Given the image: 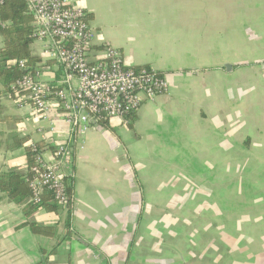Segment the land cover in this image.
Segmentation results:
<instances>
[{
	"label": "crops",
	"instance_id": "crops-1",
	"mask_svg": "<svg viewBox=\"0 0 264 264\" xmlns=\"http://www.w3.org/2000/svg\"><path fill=\"white\" fill-rule=\"evenodd\" d=\"M67 1L87 14L94 61L118 49L168 90L127 125L72 139L61 116L0 96V174H28L26 147L47 140L71 148L73 185L70 210L29 217V200L0 193V264H264V0ZM41 51L33 42L40 78L56 84L62 69Z\"/></svg>",
	"mask_w": 264,
	"mask_h": 264
},
{
	"label": "built area",
	"instance_id": "built-area-1",
	"mask_svg": "<svg viewBox=\"0 0 264 264\" xmlns=\"http://www.w3.org/2000/svg\"><path fill=\"white\" fill-rule=\"evenodd\" d=\"M33 14L34 37L42 45L41 57L54 61L62 69L56 84L40 78V72L26 74L15 83V103L28 106L42 122L61 116L69 127V138L86 132L91 125L119 119L125 125L145 102L167 93L168 83L151 67L126 65L121 52L102 48L101 58L93 60L94 30L87 14L67 0H26ZM25 69L24 61H19ZM20 92H25L19 96ZM52 132L53 128H49ZM30 143L32 166L28 169L30 201L39 204L45 191L52 202L66 207L67 190L63 179L68 175L71 148L68 144L49 150Z\"/></svg>",
	"mask_w": 264,
	"mask_h": 264
},
{
	"label": "trees",
	"instance_id": "trees-1",
	"mask_svg": "<svg viewBox=\"0 0 264 264\" xmlns=\"http://www.w3.org/2000/svg\"><path fill=\"white\" fill-rule=\"evenodd\" d=\"M33 22L34 17L26 0H0V96L8 97L13 101L16 100L17 94L14 88L15 83L26 74L34 75L41 68L40 59L31 52V46L35 41ZM19 61H24L25 69H20ZM23 94L25 92H20L18 95L23 96ZM101 127L111 131L106 121L101 123ZM131 127L132 125H128V128ZM24 140H15L14 147L20 146ZM36 145L38 149L46 146L44 142H37ZM47 146L49 150L55 149L50 144ZM32 156L31 149L26 147L28 169L33 163ZM30 179L29 172L26 175H19L15 172L1 173L0 193L6 195L15 204H22L29 200L24 207L26 217L38 210L56 211L58 205L52 202L51 192L45 191L39 204L30 201L31 193L28 186ZM63 182L68 196L66 207L70 210L73 185L68 178L63 179ZM26 225L35 235L47 237L55 235L54 227H43L35 223H26ZM71 234L70 225L67 223L64 229V240L70 239ZM103 264L108 263L103 261Z\"/></svg>",
	"mask_w": 264,
	"mask_h": 264
},
{
	"label": "water",
	"instance_id": "water-1",
	"mask_svg": "<svg viewBox=\"0 0 264 264\" xmlns=\"http://www.w3.org/2000/svg\"><path fill=\"white\" fill-rule=\"evenodd\" d=\"M227 68V67H226ZM80 243H82L80 240H79Z\"/></svg>",
	"mask_w": 264,
	"mask_h": 264
},
{
	"label": "rangeland",
	"instance_id": "rangeland-1",
	"mask_svg": "<svg viewBox=\"0 0 264 264\" xmlns=\"http://www.w3.org/2000/svg\"><path fill=\"white\" fill-rule=\"evenodd\" d=\"M113 121V120H112Z\"/></svg>",
	"mask_w": 264,
	"mask_h": 264
}]
</instances>
